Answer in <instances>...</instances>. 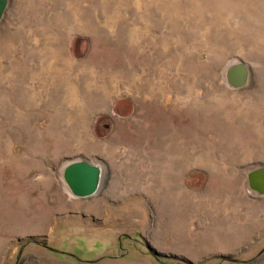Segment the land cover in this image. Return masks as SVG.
<instances>
[{
    "label": "rangeland",
    "instance_id": "374dc122",
    "mask_svg": "<svg viewBox=\"0 0 264 264\" xmlns=\"http://www.w3.org/2000/svg\"><path fill=\"white\" fill-rule=\"evenodd\" d=\"M154 5L10 0L0 264H264V0ZM81 159L103 169L94 196L63 177Z\"/></svg>",
    "mask_w": 264,
    "mask_h": 264
},
{
    "label": "water",
    "instance_id": "95a60500",
    "mask_svg": "<svg viewBox=\"0 0 264 264\" xmlns=\"http://www.w3.org/2000/svg\"><path fill=\"white\" fill-rule=\"evenodd\" d=\"M9 7L10 0H0V22L5 18ZM226 77L232 87L240 88L252 79V71L244 61H239L228 67ZM102 175V167L87 159L69 162L63 172V177L71 192L77 197L94 196L100 188ZM255 175L256 177L250 181L251 187L264 192V168L257 170Z\"/></svg>",
    "mask_w": 264,
    "mask_h": 264
},
{
    "label": "bare ground",
    "instance_id": "6f19581e",
    "mask_svg": "<svg viewBox=\"0 0 264 264\" xmlns=\"http://www.w3.org/2000/svg\"><path fill=\"white\" fill-rule=\"evenodd\" d=\"M155 1V4L156 5H154L155 6V8L154 9H150L149 10V12L147 13V18L149 19V20H152V19H154L155 17L153 16L152 18H151V15H152V13H157V14H159V16H161L160 14H162L163 16H165V14H166V12L164 11V9H165V5H163L164 4V0H154ZM93 3V2H92ZM113 3V2H112ZM95 4V3H94ZM110 4V3H109ZM137 7V6H136ZM140 7V6H139ZM138 8V7H137ZM158 9H160V10H158ZM89 10V9H88ZM155 15V14H154ZM161 18V17H160ZM159 17H157V18H155V21L156 22H158V19H160ZM144 19V18H143ZM2 22V21H1ZM95 22H96V20H95ZM95 24V23H94ZM127 25V24H126ZM125 25V26H126ZM91 26V25H90ZM124 26V27H125ZM152 26V25H151ZM122 27V26H121ZM139 28V27H138ZM95 29H96V27H95ZM120 29H122V28H120ZM127 29V28H126ZM121 31V30H120ZM124 32V31H123ZM125 33V32H124ZM131 37V36H130ZM88 73V72H87ZM134 73V72H133ZM89 74V73H88ZM135 75V74H134ZM85 76V75H84ZM83 76V77H84ZM87 78V77H86ZM252 78V77H251ZM251 82V80L249 81V83ZM63 86V85H62ZM65 86V85H64ZM63 89V88H62ZM106 90H107V92L109 91V86H107L106 88H105ZM147 89H149L150 90V87H147ZM87 94V93H86ZM96 94V93H95ZM92 95V94H91ZM72 96V95H71ZM66 97V96H65ZM74 97V96H73ZM86 98V97H85ZM91 99V98H90ZM66 102V101H65ZM68 102V101H67ZM71 102V101H70ZM75 103V102H74ZM225 110V109H224ZM82 112V111H81ZM80 112V113H81ZM75 113V112H74ZM79 113V114H80ZM79 116V115H78ZM75 125V124H74ZM83 125V124H82ZM165 142V141H164Z\"/></svg>",
    "mask_w": 264,
    "mask_h": 264
}]
</instances>
